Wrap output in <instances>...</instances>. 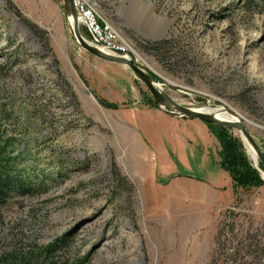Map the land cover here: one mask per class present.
Here are the masks:
<instances>
[{"label":"rangeland","instance_id":"rangeland-1","mask_svg":"<svg viewBox=\"0 0 264 264\" xmlns=\"http://www.w3.org/2000/svg\"><path fill=\"white\" fill-rule=\"evenodd\" d=\"M16 1L0 0V136L46 179L0 204V257L55 241L61 264H264V185L234 193L201 143L186 147L187 168L153 125L173 114L143 103L129 68L76 42L62 0ZM93 1L162 92L234 110L264 152V0Z\"/></svg>","mask_w":264,"mask_h":264},{"label":"trees","instance_id":"trees-1","mask_svg":"<svg viewBox=\"0 0 264 264\" xmlns=\"http://www.w3.org/2000/svg\"><path fill=\"white\" fill-rule=\"evenodd\" d=\"M152 77H154L151 74ZM155 78V77H154ZM98 101L106 107L116 108V104L108 102L102 98ZM143 103L148 106H156L151 97H145ZM4 115V114H3ZM0 115V128L4 126L5 115ZM212 134L217 138L220 146L218 152L219 166L228 173L233 192L236 189L257 188L264 185V180L250 163L243 150L241 142L231 136L228 128L213 124H207ZM3 133H0V135ZM259 166L264 168L262 164ZM41 172H32L22 158V152L15 149V142L12 138H3L0 136V204L5 202L12 193L26 194L35 189L36 184L42 183L46 178L41 179ZM233 232L232 225L229 226ZM228 229V225H227ZM223 230V231H222ZM224 233V228L218 230L219 236ZM232 238V237H231ZM59 247L54 241L50 242L35 253H28L19 259L2 258L0 264H61L58 260H54L52 250ZM62 264H79L77 259Z\"/></svg>","mask_w":264,"mask_h":264},{"label":"water","instance_id":"water-1","mask_svg":"<svg viewBox=\"0 0 264 264\" xmlns=\"http://www.w3.org/2000/svg\"><path fill=\"white\" fill-rule=\"evenodd\" d=\"M62 5L68 17L72 35L76 42L83 49H85L91 55L99 59L112 63L116 62V64H121L129 68L133 72L132 74H134L135 77L140 80L147 88L152 100L156 103V106L158 108H161L166 112H170L177 117L195 118L206 124H213L241 131L245 138L252 145L253 149L257 154L259 162H261L262 166L264 167V152L257 145L255 140L253 139V136L251 135L249 130H247L241 118L237 116L238 118L236 120H221L215 117L213 114L206 112V110H202L201 108L192 109L189 107L182 106L179 103L175 102L172 98H170L169 95L162 92L156 86V84H154V81L152 80L151 76L147 74L143 69H140V67L135 63L133 59H127V57L119 56L113 53H106L101 50L100 47L90 44L79 30L78 17L73 5V0H62ZM232 112L235 111L232 110ZM253 167L257 171H259L258 168H256L255 166Z\"/></svg>","mask_w":264,"mask_h":264},{"label":"crops","instance_id":"crops-1","mask_svg":"<svg viewBox=\"0 0 264 264\" xmlns=\"http://www.w3.org/2000/svg\"><path fill=\"white\" fill-rule=\"evenodd\" d=\"M14 1L17 2V4L19 3L16 0ZM30 1L31 0L26 1L28 6ZM156 107L157 106H149V108H154V110L158 108ZM155 117H157V123L153 125L158 126L159 124H163L171 137V143L181 146V152L183 153L182 160L187 168H190V164L186 157V147L191 145L192 142H196L201 143L205 149L212 148L211 155H209L207 151L203 153L202 162L205 163L210 161L212 168L217 171V166L219 165V142L206 123L195 118L177 117L175 115L166 114L165 112H157L155 113ZM204 168L205 165L202 164V169L204 170ZM206 168L208 167L206 166ZM204 176L208 175L204 174ZM219 176L222 179V174H219ZM216 184L220 186V179L216 181Z\"/></svg>","mask_w":264,"mask_h":264},{"label":"built area","instance_id":"built-area-1","mask_svg":"<svg viewBox=\"0 0 264 264\" xmlns=\"http://www.w3.org/2000/svg\"><path fill=\"white\" fill-rule=\"evenodd\" d=\"M78 17V25L86 31L84 38L94 46H100L116 55L133 59L136 63L141 59L135 46L99 12L93 0H73Z\"/></svg>","mask_w":264,"mask_h":264},{"label":"bare ground","instance_id":"bare-ground-1","mask_svg":"<svg viewBox=\"0 0 264 264\" xmlns=\"http://www.w3.org/2000/svg\"><path fill=\"white\" fill-rule=\"evenodd\" d=\"M100 47V46H98ZM101 50H103L106 53H113L111 51L105 50L104 48L100 47ZM114 54V53H113ZM154 84H156L154 82ZM158 87V86H157ZM202 110H206V112L213 114L215 117L221 119V120H236L238 117L232 112V110H230L229 108L226 107H220V108H215V109H210V108H203ZM246 127V126H245ZM239 133L241 134L242 140L244 145L247 147L249 154H250V158L252 159L253 162V166H255L257 168V166L255 164L256 160H257V154L255 152V150L253 149L252 145L250 144V142L245 138V136L242 134L241 131H239ZM260 171V170H259ZM262 178L264 179V175H262ZM174 213V212H173Z\"/></svg>","mask_w":264,"mask_h":264}]
</instances>
